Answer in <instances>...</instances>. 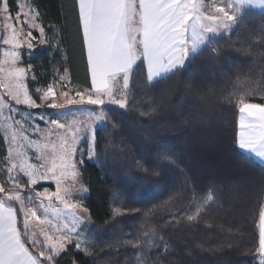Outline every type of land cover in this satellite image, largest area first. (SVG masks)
Returning a JSON list of instances; mask_svg holds the SVG:
<instances>
[{
	"label": "trees",
	"instance_id": "1",
	"mask_svg": "<svg viewBox=\"0 0 264 264\" xmlns=\"http://www.w3.org/2000/svg\"><path fill=\"white\" fill-rule=\"evenodd\" d=\"M29 1L58 43L53 69L91 88L78 0ZM9 4L15 14L17 0ZM240 18L229 35L211 40L219 55L202 51L155 85L140 65L127 110L106 106L107 127L96 130L100 158L85 156L81 166L91 255L70 244L56 264H262L264 165L239 148L238 134L240 99L264 105V12ZM36 75L32 92L49 85L37 66ZM6 158L0 132V182L10 189ZM209 193L214 200L205 205ZM115 208L123 214L114 216ZM145 233L158 247H133Z\"/></svg>",
	"mask_w": 264,
	"mask_h": 264
},
{
	"label": "snow or ice",
	"instance_id": "2",
	"mask_svg": "<svg viewBox=\"0 0 264 264\" xmlns=\"http://www.w3.org/2000/svg\"><path fill=\"white\" fill-rule=\"evenodd\" d=\"M2 2L3 12L10 14L8 0ZM248 5L264 8V0H230L225 6L212 5L213 12L207 15L205 11L208 6L204 0H78V25L82 26L91 88L77 90L74 95L63 91L60 94L64 101L56 103L57 92L49 85L37 98L45 102L51 98L52 108L91 106L98 111H87L86 120L73 118L61 123L59 119H50L56 129L63 130L64 134L58 137V143L51 141L52 129L47 128L38 130L44 143L31 140L26 134L27 127L35 126H26L24 116L16 119L12 115L13 112H20L21 106L35 108L40 105L24 83L27 69L14 67L20 53L15 50L5 53L9 59L5 61L8 68L0 69L6 76V80L0 81L6 93H0V129H3L10 145L14 146L9 149V160L16 162L6 165L10 189L0 183V264H56L57 257L64 253L69 244L91 255L88 242L85 241L82 248L81 241L78 238L74 240L72 235L75 233L79 237L78 225L85 222L86 216L78 212L82 210L87 214L88 209H81L78 202L70 203L67 197L71 193L64 186L68 178L75 181L79 176L78 162L73 159L79 134L87 132L91 135L92 145L87 151L90 157L98 161L100 155L95 151L94 124L102 121L107 127L105 108L109 104L127 110L130 81L137 68L146 63V81L155 85L174 76L189 57L194 59L205 50L219 55L211 48L209 33L242 23L240 13ZM18 15L28 16L27 13ZM28 18L33 20L31 26L35 28L34 21L39 18V13L33 12ZM7 28L11 32L4 43L19 48L21 37L15 25L9 23ZM26 35L32 36L31 32ZM39 35L42 37L39 41L41 44L48 42L43 39L44 27L39 28ZM27 46L29 49L33 47L31 40ZM60 79L66 81L67 76ZM239 103L242 105L241 113H247L251 122L245 124V117L241 116L238 146L255 153L264 162V105L245 103L242 98ZM29 146L35 147L40 153L35 164L29 162ZM49 148L51 154L45 155ZM14 171L17 172L15 176L12 175ZM21 174L27 177V183H20ZM49 179L55 181L56 191L36 190L34 186L38 182ZM25 189L32 195H27ZM33 196L38 199L34 201ZM53 200L63 207L55 206ZM213 200L214 197L209 193L204 204ZM41 209L42 214H38ZM18 214H22V219H18ZM122 214L120 208L114 209V216ZM68 216H71L70 221L66 219ZM188 219L194 220L196 216H189ZM259 221L258 251L264 256V210L259 214ZM148 237L149 234L145 233L143 245L137 243L133 247H158ZM33 247L39 249L38 253L31 250Z\"/></svg>",
	"mask_w": 264,
	"mask_h": 264
},
{
	"label": "rangeland",
	"instance_id": "3",
	"mask_svg": "<svg viewBox=\"0 0 264 264\" xmlns=\"http://www.w3.org/2000/svg\"><path fill=\"white\" fill-rule=\"evenodd\" d=\"M224 0H204V4L207 5V9L205 11V14H212L213 8L212 5L219 6L222 4ZM223 5V4H222ZM3 2L0 0V69H7L8 64L5 63L6 60L9 59L5 55V53L11 52V51H18L20 53L18 60L16 61L14 67L24 68L27 69L26 75L24 77V83L26 87L29 89L30 93L33 94V98L37 100V104L40 105L39 107L35 108H27V106H21L20 112H13L12 115L16 119H21L22 116L26 118L27 125H34L33 127H27V135H29L30 139L33 141H40L41 143H44V139L41 135L38 134V130L43 129H52V135L50 137L51 141L53 143H58V137L63 135V130L56 129L51 123L50 119H59L61 123H67L73 118L80 119V120H86L87 119V111H98V109H94L91 106H75V105H68L63 109L59 108H52L50 106L51 104V98L48 99L47 102L38 99L37 97L39 95H42V92L46 90V88L51 85L54 87V89L57 92L56 96V103H62L64 101V97L60 94L63 91H68L70 95H74L75 91L77 90H88V88H83L82 86L75 85L72 82L70 71L66 69L65 71L59 73L58 71H55L52 67V58L53 54L56 51L58 47L57 41L54 40L52 35L48 32L46 28L45 29V36L43 39H46L48 42L41 44L39 41L42 39L39 35V28L43 27L41 22L39 21V18L35 19L36 27L33 28L31 25L33 23V20L28 18L31 17L33 12H37V9L34 7V5L29 0H17V11L16 13H12L9 0H8V6L10 9V14L6 15L3 12ZM20 13H27L28 16H22L18 15ZM38 13V12H37ZM242 13H240L241 15ZM26 20V23H23L22 21ZM12 23L15 25L17 29L18 35L21 37L20 44L21 46L19 48H14L13 45H7L4 43V40L8 39L11 30L7 28V24ZM236 24H233L230 29H224L221 27L216 33H209V38L212 40L214 37L223 34L229 35L234 28ZM28 32H31L32 36L29 37L26 34ZM34 38V39H33ZM31 40V43L33 47L31 49L28 48L27 44ZM65 58V57H64ZM36 66L41 72V77H43L45 80H49L48 86H36L34 89V92L30 89V81L36 80ZM67 76L66 81H61V77ZM6 80L5 73L3 71H0V81ZM39 90V91H38ZM0 93H6L4 92L3 84H0ZM119 98V97H117ZM112 105V104H109ZM15 107V106H14ZM78 109H85L84 112L79 111ZM106 111V109H105ZM30 113V116H27L26 114ZM7 114V113H6ZM43 117V119H41ZM104 122L99 121L95 122L94 129H95V144H96V130L103 126ZM0 132L5 137L6 144H7V158L5 163L6 165H9L10 163H15L16 161L9 160V149L11 147H14L13 145H10L9 140L7 136L5 135L3 129H0ZM92 145V139L91 135L87 132H81L79 134L78 141L75 145L77 151L74 156V161L77 163V169L79 172V176L75 181H73L71 178H68L64 182V186L69 189V192L71 193L70 196L67 197L68 201L70 203H79L81 206V209L86 208L84 205L85 197L89 193L88 186L85 184L82 178L81 173V166L83 163V160L85 156L93 161L95 158L90 157L88 154L87 149ZM28 155L30 157L29 162L30 163H37L38 157L40 153L37 151L35 147L29 146L28 148ZM96 151V150H95ZM51 154V149L49 148L46 150L45 155ZM17 172H13L12 175L15 176ZM1 183V182H0ZM20 183H27V177L23 176L21 174L20 176ZM39 185L46 186L43 189L38 188ZM37 191H43L44 189H48L50 192L56 191V184L54 180H46V181H40L37 185L34 186ZM81 189H86V191H81ZM27 195H32L31 192H29L27 189L24 190ZM34 201H36L38 198L35 196L32 197ZM53 204L58 207H63L59 204L58 201L53 200ZM38 214H42V209ZM79 215L86 216L85 222L78 225V232L79 237L76 236L75 233H73V239L76 240L77 238L81 241L82 247L85 245L84 242L87 241V236L89 229L91 227V218L89 216V212L87 214L83 213V211L78 212ZM49 216L51 217L52 214L49 213ZM69 221L71 220V216L66 217ZM71 226V225H69ZM42 239V236L40 237ZM70 245V244H69ZM68 245V246H69ZM67 246V247H68ZM66 247V248H67ZM66 250V249H65ZM261 261L264 262V256L261 258ZM261 262V263H262Z\"/></svg>",
	"mask_w": 264,
	"mask_h": 264
},
{
	"label": "crops",
	"instance_id": "4",
	"mask_svg": "<svg viewBox=\"0 0 264 264\" xmlns=\"http://www.w3.org/2000/svg\"><path fill=\"white\" fill-rule=\"evenodd\" d=\"M217 1H220V0H217ZM230 2V0H224L223 2H222V4L221 5H219V6H225L227 3H229ZM248 9H251V10H255V11H260V12H264V8H258V7H254V6H251V5H248V6H245V8H244V11L242 12V14L240 15V16H242L243 15V13L246 11V10H248ZM225 32H223V34H224ZM85 50H86V47H85ZM86 58H87V54H86ZM190 58V57H189ZM189 58H187L186 60H185V63H187V61L189 60ZM88 69H89V67H88ZM89 75H90V82H91V73H90V69H89ZM88 89H90V88H88ZM252 104H257V103H252ZM259 105H261V104H259ZM242 115H244V117H245V124H248V123H250L251 121H249V119H248V117H247V113H241V111H240V113H239V132H240V118H241V116ZM5 138V137H4ZM238 139H239V134H238ZM6 141V140H5ZM244 152H246V153H248V154H250V155H252L253 157H255L260 163H262L263 165H264V162H262L261 161V158H259V157H257L256 155H255V153H253V152H251V151H249V150H245V149H242ZM263 210H264V207H263Z\"/></svg>",
	"mask_w": 264,
	"mask_h": 264
}]
</instances>
